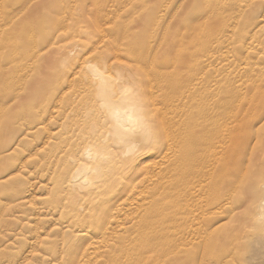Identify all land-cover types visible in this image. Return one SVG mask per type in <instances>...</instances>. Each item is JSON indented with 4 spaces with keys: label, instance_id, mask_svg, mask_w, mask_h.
<instances>
[{
    "label": "rangeland",
    "instance_id": "1",
    "mask_svg": "<svg viewBox=\"0 0 264 264\" xmlns=\"http://www.w3.org/2000/svg\"><path fill=\"white\" fill-rule=\"evenodd\" d=\"M29 1H0V115L8 114L0 116V264H264V232L246 223L244 204L254 170L264 166V147L248 161L264 140V0ZM80 55H86L85 62ZM89 65L113 78L112 86L120 84L122 73L137 76L126 94L139 91L142 99L151 93L145 99L149 116L163 140L178 120L192 117L196 126L218 133L203 147L206 159H221L222 147L228 146L222 179L211 185L204 178L202 188L195 184L192 222L174 220L173 191L147 189V175L160 164L154 153L130 189L123 187L127 179L112 176L99 183L87 210L74 209L75 196L63 185L74 172V147L92 142L100 129L111 132L115 154L129 145L113 144L110 110ZM84 108L88 116L80 113ZM139 145L132 154L144 146Z\"/></svg>",
    "mask_w": 264,
    "mask_h": 264
},
{
    "label": "bare ground",
    "instance_id": "2",
    "mask_svg": "<svg viewBox=\"0 0 264 264\" xmlns=\"http://www.w3.org/2000/svg\"><path fill=\"white\" fill-rule=\"evenodd\" d=\"M1 1V0H0ZM32 1V0H31ZM29 1V2H31ZM28 2V3H29ZM1 3V2H0ZM26 4V3H25ZM2 6V5H1ZM27 6V5H26ZM25 7V6H24ZM28 7V6H27ZM26 7V8H27ZM25 8V9H26ZM23 9V8H22ZM1 12V11H0ZM2 13V12H1ZM1 15V14H0ZM2 19V18H1ZM5 20V19H4ZM60 24V23H59ZM56 29V28H55ZM55 31V30H54ZM62 34V30L60 32ZM148 40V39H146ZM94 42V41H93ZM58 43V42H57ZM62 43V42H61ZM100 43V42H99ZM147 44V42H146ZM89 46V45H88ZM93 46V44H92ZM90 46V47H92ZM148 46V44L145 46V48ZM77 48V46H75ZM79 47V45H78ZM115 47V46H114ZM89 48V47H88ZM118 48V47H117ZM129 48V47H128ZM69 49V48H68ZM96 50V48H94ZM115 49V48H114ZM131 49V48H130ZM72 50V49H70ZM69 50V52H71ZM98 50V49H97ZM112 50V49H110ZM121 50V49H120ZM75 51V50H74ZM88 51V49H87ZM86 52H82V54L84 55V53ZM91 51V50H90ZM89 51V52H90ZM116 51V50H114ZM97 52V51H96ZM95 52V53H96ZM118 52L120 53V51L118 50ZM122 52H125L122 50ZM28 53V51H27ZM37 52H35L36 54ZM105 53H108L107 51ZM111 53V52H110ZM118 53V54H119ZM136 53V52H135ZM81 54V55H82ZM89 54V53H88ZM87 54V55H88ZM115 54V53H114ZM26 55V53H25ZM28 55V54H27ZM26 55V56H27ZM71 55V54H70ZM80 55V56H81ZM97 55V53H96ZM11 56V55H10ZM25 56V57H26ZM69 56V54H68ZM72 56V55H71ZM86 56V55H85ZM85 56H81L83 57V61ZM98 56V55H97ZM100 56H102L100 54ZM110 56V55H109ZM130 56V54H129ZM133 56V54L131 55ZM130 56V57H131ZM135 56V55H134ZM133 56V57H134ZM80 57V58H81ZM132 57V58H133ZM12 58V57H11ZM32 59V56L30 57ZM99 58V57H98ZM120 58V57H119ZM122 58V57H121ZM144 58L146 59V57L144 56ZM143 55H142V60L144 59ZM14 59V57H13ZM30 59V61H31ZM66 59V58H65ZM71 59V58H70ZM69 59V60H70ZM139 60V58H136ZM135 59V60H136ZM144 59V60H145ZM74 60V59H73ZM77 60V59H76ZM82 60V59H80ZM111 60V59H110ZM114 60V59H113ZM117 60V59H116ZM143 60V63L145 65V62ZM147 60V59H146ZM79 61V60H78ZM98 61V60H96ZM112 61V60H111ZM110 61V63H111ZM120 61V60H118ZM85 62V61H84ZM88 62V61H87ZM109 62V61H107ZM123 62V61H122ZM133 62V61H132ZM137 65L138 64V61ZM140 62V61H139ZM148 62V61H147ZM108 63V64H110ZM134 63V62H133ZM155 63V62H154ZM73 64V63H72ZM90 64V63H88ZM98 64V63H97ZM100 64V63H99ZM107 64V65H108ZM122 64V63H121ZM135 64V63H134ZM141 64V63H140ZM150 64V62H149ZM153 63H151L152 65ZM156 64V63H155ZM154 64V65H155ZM75 64H73L74 66ZM95 65V64H94ZM94 65H89L88 66V71L94 75L95 77H97L100 81L99 85L102 91V98L104 101V104L106 103V105L108 106L110 112H109V118L112 119V129H113V138H115L114 143L115 145H118L120 147V145L122 144H127L129 143V145L126 146L125 151L121 153H119L120 155H117L113 152V145L111 144L110 140L108 141V135H111V132L109 130H107V132L105 133L104 131H102L100 133V130L94 132V135L91 137L90 135V140L92 142H89L88 144H78L74 147L73 152L75 155L73 158V162H74V172L71 174V171H73V169L70 171L68 176V180H64L66 182L63 183V185H65V188L67 191H71L73 193V195L75 196L72 197L74 199V209L78 211L81 210H85L87 208V205H89V203H92L93 201V196L96 194V192H99L101 186V181L103 180H107L108 178L112 177V176H118V177H124L126 182L125 185H123L124 189H130L128 187H130L132 185V181L133 179H135L134 177H138L139 176V172H141V170L145 171L146 168H148V165L145 164V161L147 159V157H149L150 154L154 153L156 155V159L159 158V167H157V172L153 171L151 172V175L148 174L147 176L149 177V181L150 184L149 187L147 186L148 190H153L155 192H159L161 190H171L173 191L176 195V208L174 211V220L176 221V223L183 221V223L185 222L184 225L187 224V222H192L194 220V218H196V216L194 217L193 215V211L195 208V204H194V200H193V191L195 190V184H199V187L202 188L203 187V179L205 178L206 181H208V184L214 185L216 182V178H218V180L220 181L222 179V169L224 167L223 163H221V159H223L226 156V152H227V147L224 146L222 147V158L220 159V157L217 158H208L206 159V153L204 151V146L209 145L212 142V139L216 138V134H218L216 131L212 132L211 130H209L206 127H198L196 126V123H194L191 121L193 118H186L184 117V119H180L175 123L174 129L172 130H166V133L164 134V138L165 140H163V134L162 132L159 130V127L157 126V123H155V120L153 118H151V116H149V104L148 101H146L145 99H148L149 96H151V93L148 91L147 93H150L147 96V98H142L140 99V97H144V95H141V92L139 93V91L136 94H126V90H128L132 85V83H136L137 82V76L136 77H131V74L129 73H122L121 77V82L119 85H113V83H110L111 80L113 78H111L110 76L107 75V73H103V70H100L99 68L95 67ZM142 65V64H141ZM71 66V67H73ZM106 66V65H105ZM120 66V65H119ZM122 66V65H121ZM124 66V65H123ZM131 66V65H130ZM133 66V65H132ZM140 66V65H139ZM147 65H145L143 67V69L146 67ZM36 67V66H35ZM34 67V69H35ZM76 67V65H75ZM81 67V66H80ZM85 67H87L85 65ZM107 67V66H106ZM176 67V66H175ZM69 68V67H68ZM83 68V67H82ZM81 68V69H82ZM122 68V67H121ZM126 68V67H125ZM124 68V69H125ZM142 68V67H141ZM148 68V67H147ZM147 68H145V74H148V70ZM150 68V65H149ZM32 69V70H34ZM109 69V68H107ZM114 69V68H113ZM117 69V68H116ZM129 69V68H128ZM134 69V68H133ZM175 69V68H174ZM31 70V69H30ZM70 70V69H69ZM80 70V68H79ZM112 70V69H110ZM118 70V69H117ZM116 70V71H117ZM130 70V69H129ZM128 70V71H129ZM168 70V69H167ZM85 71V68H84ZM171 71V70H170ZM81 73L82 70L80 71ZM86 72V71H85ZM123 72V71H122ZM150 72V70H149ZM152 72V71H151ZM150 72V73H151ZM157 72V71H156ZM173 72V71H172ZM28 73V72H27ZM31 73V72H30ZM75 73V72H74ZM79 73V71H78ZM80 73V74H81ZM87 73V72H86ZM85 73V74H86ZM110 72H108L109 74ZM77 74V73H76ZM112 74V72H111ZM140 74V73H139ZM153 74V73H152ZM164 74V73H163ZM26 75V74H25ZM135 75V74H134ZM146 75V76H147ZM162 75V73H161ZM175 75V74H174ZM29 76V74H28ZM75 76V75H74ZM79 77V74L77 75ZM133 76V75H132ZM141 76V74H140ZM24 77V75L22 76ZM22 77H19V79H21ZM87 77H91V75L87 76ZM147 77H151V76H147ZM146 77V78H147ZM26 78V77H25ZM76 78V77H75ZM82 78V77H81ZM80 78V79H81ZM115 78V77H114ZM145 78V77H144ZM153 78V77H152ZM24 79V78H23ZM22 79V82H23ZM79 79V80H80ZM90 79V78H89ZM87 78V80H89ZM140 79V78H139ZM149 79V78H147ZM78 80V81H79ZM92 80V79H91ZM154 79H150V81H153ZM158 80V78H157ZM162 79H160V82L162 83ZM7 81V80H6ZM81 81V80H80ZM84 81V80H83ZM82 81V82H83ZM90 81V80H89ZM117 81V79L115 80ZM149 81V83H151ZM26 82V80L24 81ZM23 82V83H24ZM92 82V81H90ZM143 81L141 80V83ZM154 82V81H153ZM169 82V81H168ZM73 83V82H72ZM76 82L74 81V84ZM85 83V82H83ZM88 83V81H87ZM116 83V82H115ZM25 84V83H24ZM82 83H80L81 85ZM97 84V83H96ZM156 84V81L155 83ZM153 84V85H154ZM160 84V83H159ZM164 84V83H163ZM22 85V84H21ZM69 85V84H68ZM78 85V84H77ZM76 85V86H77ZM91 86V83L89 84ZM87 85L89 88H87L88 90L91 89V87ZM144 85V84H143ZM150 85V84H149ZM148 85V86H149ZM152 85V84H151ZM86 86V85H85ZM94 86V85H93ZM96 86V85H95ZM157 86V85H155ZM168 86V85H167ZM72 87V86H71ZM75 87V86H74ZM161 87V86H159ZM20 88V86H19ZM83 88V87H82ZM119 89V92H121L123 95L119 94L117 91ZM148 88V87H147ZM150 88V87H149ZM169 88V87H168ZM79 89V88H77ZM86 89V90H87ZM142 89V88H140ZM154 89V88H153ZM159 89V88H158ZM162 89V88H160ZM76 90V89H75ZM74 90V92H76ZM85 90V91H86ZM93 90V89H91ZM166 90V89H165ZM56 91V90H55ZM84 91V90H83ZM84 91V92H85ZM144 91V90H143ZM152 91V89H151ZM156 91V90H155ZM159 91V90H158ZM58 91H56L57 93ZM79 92V91H78ZM90 92V91H89ZM159 97L161 96V91ZM172 92V91H171ZM18 93V92H17ZM77 93V92H76ZM88 93V91L86 92ZM101 93V92H100ZM144 93V92H143ZM157 95V92H155ZM167 96H165V101L170 105L173 101V97L169 94V92L167 91ZM14 94V93H12ZM59 94V93H58ZM65 94V93H64ZM63 94V95H64ZM69 94V92H68ZM73 92H71L70 95H72ZM78 94V93H77ZM80 94V93H79ZM83 94V92H82ZM81 94V95H82ZM145 94V93H144ZM159 94V93H158ZM165 94V93H164ZM174 94V93H173ZM16 95V93L14 94ZM18 95V94H17ZM62 95V96H63ZM57 96V95H56ZM73 96H76L73 94ZM72 96V97H73ZM78 96V95H77ZM83 96V95H82ZM152 96H154V94H152ZM59 97V95H58ZM79 97V96H78ZM146 97V96H145ZM157 96H155L156 98ZM18 98V96H17ZM56 98V97H55ZM63 98V97H62ZM92 98V97H91ZM90 98V99H91ZM161 98V97H160ZM16 99V97H15ZM47 99V98H46ZM68 99V98H66ZM78 99V98H77ZM93 99V98H92ZM154 99V97H152L151 101ZM163 99V98H162ZM55 101V99H53ZM58 100V99H56ZM60 100V99H59ZM63 100V99H62ZM61 100V101H62ZM71 100V99H70ZM73 100V98H72ZM94 100V99H93ZM102 100V99H101ZM150 100V99H149ZM155 102H158V98L155 99ZM184 100V99H183ZM182 100V101H183ZM46 101V100H45ZM49 101V100H48ZM97 101V100H95ZM4 102V101H3ZM50 102V101H49ZM53 102V101H52ZM51 102V103H52ZM71 102V101H70ZM86 102V101H85ZM89 102V101H88ZM91 102V100H90ZM119 102L124 103V108H122L119 105ZM142 102H145L144 104H142ZM154 102V103H155ZM41 103V102H40ZM39 103V104H40ZM57 103V102H56ZM55 103V104H56ZM60 103V101H59ZM76 103V102H75ZM95 103V102H94ZM93 103L94 106H96ZM167 103H164V107H167ZM2 104V103H1ZM38 104V105H39ZM62 104V102H61ZM68 105V103H66ZM73 104V103H72ZM102 104V103H101ZM156 104V103H155ZM159 104V103H158ZM185 104V103H184ZM29 105V104H27ZM53 105V104H52ZM51 105V106H52ZM60 105V104H59ZM92 105V104H90ZM89 105V106H90ZM154 105V104H153ZM157 105V104H156ZM160 105H162V103H160ZM159 105V106H160ZM175 105V104H174ZM173 105V106H174ZM37 106V105H36ZM56 106V105H55ZM61 106V105H60ZM71 106V104H70ZM69 106V107H70ZM158 106V105H157ZM178 106V104H177ZM183 106V105H182ZM222 106V105H221ZM3 109V105L1 106ZM0 107V108H1ZM7 107V106H6ZM5 107V108H6ZM86 107V106H85ZM153 107V106H152ZM163 107V106H162ZM163 107V109H164ZM9 108V106L7 107ZM36 108V107H35ZM38 108V106H37ZM52 108V107H51ZM58 109V107H55ZM61 108V107H60ZM74 108V107H73ZM83 108V107H82ZM70 109V108H68ZM80 109V106H79ZM147 109L146 112H144L143 110ZM155 108H153L154 111ZM221 109V108H219ZM9 109H7L8 111ZM50 112L52 111V109H47ZM54 110V109H53ZM65 110V109H64ZM62 110V111H64ZM77 110V108H76ZM94 110L92 108H90V111ZM98 110V108H97ZM161 109H158V107L156 108V115L157 113H160ZM165 110V109H164ZM36 111V110H35ZM71 111V110H70ZM72 111H75V109H73ZM71 111V112H72ZM78 111V110H77ZM86 110L84 108V111L82 110L80 113H84ZM6 112V109L5 111ZM3 112V113H4ZM39 112V111H36ZM66 112V111H65ZM167 112V111H166ZM1 113V112H0ZM73 113V112H72ZM89 113V112H88ZM87 113V114H88ZM163 113L165 114V112L163 111ZM42 114V113H41ZM40 114V115H41ZM64 114V115H63ZM60 114L62 116H65L66 114L63 113ZM69 114V113H67ZM78 114V113H77ZM76 114V115H77ZM86 112L84 113V115H87ZM94 114V113H93ZM92 114V115H93ZM96 114V113H95ZM169 114V113H168ZM4 115H8L7 113L2 114ZM0 115V116H2ZM50 115V114H48ZM90 115V114H89ZM160 116V114H158ZM162 115V114H161ZM18 116V115H17ZM43 116V115H42ZM41 116V117H42ZM47 116V115H46ZM52 116V115H50ZM69 116V115H66ZM65 116V117H66ZM79 116V115H78ZM88 116V115H87ZM96 116V115H95ZM158 116V118H159ZM175 116V115H174ZM39 116V118H41ZM100 117V116H98ZM97 117V118H98ZM103 117V116H102ZM101 117V119H102ZM168 116H166L167 118ZM176 117V116H175ZM4 118V117H2ZM6 118V116H5ZM44 118V117H43ZM42 118V121H43ZM67 118V117H66ZM75 118V117H74ZM95 117H93L94 119ZM156 118V117H155ZM50 119H54V118H50ZM49 117H48V122L50 121ZM63 119V118H62ZM81 119V118H80ZM91 119V118H90ZM100 119V118H99ZM98 119V120H99ZM161 119V117H160ZM164 119V118H163ZM169 119V118H168ZM195 119V118H194ZM199 119V118H198ZM197 119V120H198ZM207 119V117H206ZM2 120V119H1ZM5 120V119H4ZM55 120V119H54ZM73 120V119H72ZM77 120V119H76ZM79 120V119H78ZM104 120V119H103ZM165 120V119H164ZM66 121V120H65ZM71 121V120H70ZM96 120H94L93 122H95ZM108 121V120H107ZM162 121V120H161ZM160 121V122H161ZM167 121V120H165ZM52 122V120H51ZM50 122V123H51ZM73 122V121H72ZM80 122V121H79ZM82 122V121H81ZM84 122V121H83ZM82 122V123H83ZM199 122V121H198ZM11 123V121H10ZM18 123V122H17ZM57 123V122H56ZM100 122H98L99 124ZM108 123V122H107ZM207 123V122H206ZM48 123H46L45 125H47ZM73 124V123H72ZM79 124V123H78ZM85 124V123H84ZM92 123L90 122V125ZM199 124V123H197ZM202 124V123H201ZM1 125V122H0ZM74 125V124H73ZM93 125V124H92ZM103 127H106V120L103 121ZM203 125V124H202ZM205 125V124H204ZM62 126V124H61ZM72 126V125H70ZM77 125H75L76 127ZM98 126V125H97ZM96 126V127H97ZM48 127V126H47ZM64 127V126H63ZM65 127L67 128V126L65 125ZM79 127V126H77ZM81 127V125H80ZM91 127V126H89ZM164 127V126H163ZM1 128V127H0ZM74 128V127H73ZM72 128H70L71 130ZM82 129V127H81ZM80 128L78 130H81ZM84 129V128H83ZM89 129V128H88ZM165 129V127L163 128ZM45 130V129H44ZM85 130V129H84ZM91 130V128H90ZM97 130V129H96ZM49 131V127L48 130L46 132ZM68 131V130H67ZM72 131V130H71ZM1 132V131H0ZM44 132V131H42ZM73 132V131H72ZM90 132V131H88ZM147 133L149 135L148 139L144 140L139 136V133L143 134V133ZM96 133V134H95ZM1 134V133H0ZM83 134V133H82ZM87 134V133H85ZM84 134V135H85ZM46 135V134H45ZM70 135V134H68ZM67 135V136H68ZM88 135V134H87ZM85 135V136H87ZM47 136V135H46ZM259 136V135H258ZM83 137V136H82ZM89 137V136H87ZM48 138V137H47ZM51 138V137H50ZM62 138V137H61ZM2 139V138H1ZM69 139V138H68ZM63 140V139H61ZM72 140V139H71ZM87 140V139H86ZM70 141V140H69ZM69 141L67 142V144L69 143ZM79 141V140H78ZM71 142V141H70ZM81 142V141H80ZM88 142V141H87ZM66 143V142H65ZM64 143V144H65ZM144 145L141 146L139 148V150L135 153L132 154L134 149H136L138 147V145ZM62 146H64L63 144H61ZM61 145H60V150H61ZM59 146V145H58ZM69 146V145H68ZM140 146V145H139ZM264 147V140H261L257 143L253 153L250 154V158L248 159V161L250 162L253 155L256 154V157L258 158V152L256 153L255 151H257V149H261ZM66 149V148H65ZM118 150V149H117ZM63 151V150H61ZM119 151V150H118ZM65 152V151H64ZM62 153V152H61ZM52 154V153H51ZM56 156L57 153L55 154ZM60 155V154H59ZM130 155V156H127ZM54 156V154H53ZM56 156L54 158H56ZM69 156V155H68ZM151 156V155H150ZM52 157V156H51ZM64 157V156H63ZM66 157V156H65ZM70 157V156H69ZM53 158V159H54ZM59 158V156L57 157ZM67 158V157H66ZM71 158V157H70ZM71 158V159H72ZM63 159V158H62ZM65 159V158H64ZM152 159V158H151ZM55 160V159H54ZM53 160V161H54ZM58 160V159H57ZM55 160V161H57ZM158 162V163H159ZM49 162L47 161V164ZM59 163V162H58ZM62 163V162H61ZM64 163V161H63ZM157 163V164H158ZM156 164V163H155ZM71 165V164H70ZM221 165L222 168H219ZM47 166V165H46ZM73 166V163H72ZM51 167V166H50ZM55 167V165H54ZM63 167V166H62ZM47 168V167H46ZM73 168V167H72ZM51 169V168H50ZM48 168V170H50ZM54 169V168H52ZM156 169V168H155ZM217 170V171H216ZM57 174V173H56ZM129 174V178H126L125 175ZM198 174H201V180H199V176ZM221 174V175H220ZM146 175V174H145ZM150 175V176H149ZM54 177V176H53ZM55 179H57L56 177H54ZM138 179V178H137ZM59 180L61 181L62 179L59 178ZM122 180V179H121ZM147 180V179H146ZM147 181H145L146 183ZM60 183V182H59ZM100 183V184H99ZM139 183V181H138ZM149 183V182H148ZM58 184V182H57ZM62 184V183H61ZM106 184V182H105ZM104 184V185H105ZM107 184H109L107 182ZM111 184V183H110ZM143 184V183H141ZM59 185V184H58ZM136 185V184H135ZM59 187V186H58ZM105 188V186H104ZM140 188V187H139ZM146 188V187H144ZM103 189V188H102ZM106 189H109L106 187ZM133 189V188H132ZM136 189V188H135ZM146 189V190H147ZM137 190V189H136ZM147 190V191H148ZM59 191V190H58ZM63 191V190H62ZM66 191V192H67ZM61 192V191H60ZM65 192V190H64ZM69 194H66V197ZM97 196V195H96ZM102 197V196H101ZM68 198V197H67ZM69 199V198H68ZM67 199V202H68ZM82 201V202H81ZM168 204H170L168 202ZM220 204V203H219ZM244 204L246 207V210L248 211L246 213V215L248 216V218L246 219V223H250L252 227H254V229L256 231H258L259 233L264 232V166L260 169H258V167L254 170L252 179L250 181V187H249V192L248 194L245 196L244 198ZM87 210V209H86ZM90 210V209H89ZM118 210V209H117ZM121 210V209H120ZM79 213V212H78ZM117 213H120L117 212ZM81 214V213H80ZM112 215V214H111ZM119 214H117L118 216ZM213 216L215 214H212ZM211 216V217H213ZM210 217V218H211ZM212 221H215V219H213ZM186 232V230L184 231ZM243 234V233H242ZM241 237V236H240Z\"/></svg>",
    "mask_w": 264,
    "mask_h": 264
}]
</instances>
